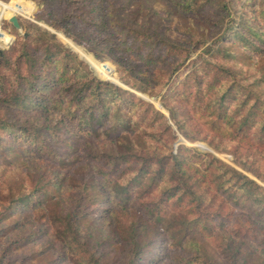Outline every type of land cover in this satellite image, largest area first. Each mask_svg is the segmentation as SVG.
I'll return each instance as SVG.
<instances>
[{
	"label": "trees",
	"instance_id": "obj_1",
	"mask_svg": "<svg viewBox=\"0 0 264 264\" xmlns=\"http://www.w3.org/2000/svg\"><path fill=\"white\" fill-rule=\"evenodd\" d=\"M36 1L43 12L48 11L45 18L41 17L42 11L37 13V19L44 20L75 39L74 31L70 27L71 15L67 13L59 15L56 10V7L59 8L57 0ZM237 1L204 0L212 6V9L198 14L206 24L216 28L218 35L213 45L230 32L225 42L237 45L250 60L264 59L262 4L264 0H246V7H250L246 8L250 16L242 19L237 27L227 26L219 29L225 18L230 15L229 11L237 7ZM66 2L67 5H71L77 1L66 0ZM78 2L87 4L89 11L97 12L99 29L106 26L107 15L112 17L114 25H123L127 37L124 41L115 43L112 49L113 56L131 73L132 82L127 81V84L152 96H156L163 87L177 77L180 68L190 59L192 51L205 42L194 37L184 41L173 40L163 33L131 21L121 24L116 13L105 14L102 0H78ZM169 2L191 11L196 10L194 5L198 4V0H169ZM19 26L23 34H18L17 30L13 29L17 34L15 42L9 49L0 51V107L17 110L36 109L41 112L42 121L38 125H31L22 119L8 121L0 117V160L9 157L11 152V145L2 137L4 132L11 137L31 139L37 152L47 154L48 146L45 141L50 137L57 139L55 144L61 142L68 146L70 138L79 134L86 136L104 134L116 129L110 142L113 150L122 152V140L127 138L123 134L132 132V128L130 126H124L123 129L116 128L113 119H119L123 114H129V119L136 117L138 124L146 130H152L156 125L160 126L161 138L167 146L166 132L173 136L169 121L173 122L185 137L192 132L199 135L203 127L202 123L189 125L180 115V112L185 110L180 104L194 105L192 101H197L198 116L210 120L208 123L211 126L216 127L219 123L216 128L223 127L234 141L236 151L233 153V162L264 183V72L255 73L252 68L238 72L239 67H228V64L232 63V57L224 51L223 45H218L215 49L212 46L207 47L205 55L198 57L203 60L202 64L194 67L172 89L168 95L174 97L173 107L166 102L165 97L163 107L168 113L166 116L152 103L138 98L131 91L95 77L86 64H83L78 56L66 48L53 33L41 30L33 23H28L26 27L19 23ZM126 28L142 35L143 40L140 41L139 46L147 47L145 53L134 48L138 39ZM127 51L132 55H126ZM134 57L143 64L136 66L133 63L127 67ZM153 69H155L153 73L145 72ZM96 72L98 73L97 70ZM98 75L103 76L100 73ZM257 86L260 87V91L254 90ZM62 132L69 136L61 137ZM250 132L259 145H253L251 146L253 149H247L241 154L240 141L248 137ZM134 137V135L128 137L131 149L134 151L124 152L123 156L127 155L131 163L135 162L140 166L135 175L131 179L128 178L123 189H119L118 179L109 181L104 188L101 187L99 200L93 207L100 225L97 235L90 233L82 235L79 224L83 216L90 214L91 209H87L90 203L86 198L81 201V197L77 199L67 197V200L65 197L69 191L71 175L62 176L53 166L48 175L46 170L41 171L40 167L33 163L32 170L31 167L28 169L34 171L37 176L32 191L24 192L21 188L18 193H12L8 203L0 205L3 208L0 215L4 211L19 208L24 201L29 203L37 192L46 196L48 189H56L60 191L59 203L64 205L65 209L59 212L52 211L48 200L43 206L46 211L51 210L45 226V233L49 236L46 247L49 251L59 247L61 250L59 260L62 263L67 261L69 264H99L101 257L106 254V248L98 251L99 247H103L109 237L116 242L123 241L124 233L127 234V259L124 264L140 261L143 256L148 255L150 249L147 251V247L152 246L151 241H145L151 227L162 230L165 240H170V246L183 249L184 264H215L201 252L198 243L189 239L186 234L184 238L178 240L173 216L170 219L168 214L163 215L162 207L157 202L162 200L161 202L168 201L172 207L182 206L180 212L188 218L186 224L190 225L192 231L198 230L201 237L202 231L208 229L209 216H211V213L204 215L205 200L199 193L201 188L207 185L215 190L214 197H220L233 208L248 214V221L245 222L253 225L251 237L255 240L250 242L245 241L242 236L245 231L236 222L227 230H220V234H216V237H221L222 240L219 247L229 252L234 261H240L239 257L251 254L256 255L264 264V186L213 157L202 170L189 166L180 156V151L157 159L154 155L139 151L133 143ZM211 140L215 142V138ZM210 165H215L216 168H210ZM189 167L194 168L193 173L188 171ZM139 176L145 177L146 183L152 184L159 192L157 198L152 201L155 206L145 205V211L154 220L152 226L147 224L145 218L135 219L133 215L129 216L125 213L129 207L126 203L130 200L127 197L128 183ZM54 197L55 195H51L50 199L53 200ZM211 207L214 208L215 204L210 205ZM120 214L127 219L123 221ZM214 220L221 223L220 219ZM199 226L202 229L198 228ZM245 244L249 249L244 252Z\"/></svg>",
	"mask_w": 264,
	"mask_h": 264
},
{
	"label": "rangeland",
	"instance_id": "obj_2",
	"mask_svg": "<svg viewBox=\"0 0 264 264\" xmlns=\"http://www.w3.org/2000/svg\"><path fill=\"white\" fill-rule=\"evenodd\" d=\"M76 1L71 5H67L66 0H57L59 8L56 7L59 15L62 13L71 15L70 27L75 35V39H73L44 20L37 19V13L42 10L37 5L36 0H0L1 3L8 6L16 5L30 12L29 14H25L18 11H10L0 18V51L9 49L15 42L17 34L13 29L17 30L18 34H23L22 29H16L9 22L11 16H15L17 21L24 27L28 23H33L41 30L53 33L66 48L78 56L83 64H86L95 77L131 91L138 98L152 103L166 116L168 113L163 107L165 97L167 98L166 102L173 107L175 104L173 101L174 97L171 98L172 95L168 94L194 67L202 64L203 60L198 57L205 55L207 47L212 46L215 49L218 45H223L224 51L232 57V63L228 64V67H239L238 72L250 68L255 73L257 71L264 72V59L258 61L250 60L237 45L225 42L228 40L230 32L225 34L223 39L221 37L213 45L218 35L216 28L210 26L208 23L206 24L201 15L198 14L212 9V6L209 3H205L204 0H198V4L194 5L196 10L192 11L179 5H173L169 0H102L105 14L116 13L119 16L121 24L131 21L149 27V29L158 33H163L177 41H184L192 37L205 41L203 45L192 51L190 59L180 68L177 77L163 87L156 96L136 90L127 84V81L132 82V76L128 68L115 60L113 56L114 51H112L116 42L124 41L127 37L125 30L122 28L123 25H114L112 17L107 15L106 26L103 29H99L97 12L89 11L87 4L83 5L78 0ZM245 1H237V7L229 11L230 15L225 18L219 29L227 26L237 27L242 19L250 16L249 10L246 9L250 7H246ZM262 4L264 6V2ZM47 12L42 11L40 13L41 17L45 18ZM129 32L133 37L138 39V43L134 45V48L145 53L148 50L147 47L139 46L140 41L143 40L142 35L137 33V31L129 30ZM125 54L132 55L128 51ZM124 55L122 56L125 57ZM136 61L135 57L132 58L131 63L127 67H130L133 63L136 66L143 64L142 61ZM94 68L105 77L98 75ZM155 69L145 70V72L153 73ZM254 90L260 91V87L257 86ZM192 103L194 105L180 104V107L185 109L180 112V115L189 125L202 123L203 127L200 133H198L200 136L192 132L188 137H185L174 123L169 121L168 124L173 131V136L166 132L165 139L168 142L167 146L161 138L160 126L156 125L154 129L146 130L142 125L138 124L136 117L129 119V114H123L121 118L113 119V124L116 128L123 129L122 127L124 126L132 128V132H124L126 134H123L127 138L122 140V152L113 150L110 142L116 129L115 131L109 130L104 134H92L89 136L79 134L70 138L68 146L63 145L64 143L62 144L61 142L60 144H55L57 139L50 137L45 141L48 149H50L49 152L47 149V154L37 152L31 139L16 136L11 137L7 132H4L2 137L5 142L11 145V152L9 157L0 160V205L8 203L12 197V193H18L21 188L24 192L32 191L37 181L34 171H31L33 163L40 167L41 171L46 170L48 175L51 166H53L61 172L62 176L71 175L69 191L66 197L65 192H63L64 197L66 199L67 197L70 199L81 197V201L86 198L90 203L89 208H87L91 209L90 214L83 216L79 224L82 235L85 233L97 235L100 225L99 219L95 217L96 213L93 207L99 200L101 187L104 188L109 181L113 182L118 179L119 189H123V185L128 182V178L131 179L140 166L135 162L134 164L131 163L132 161L127 155L123 156L124 152L132 153L134 151L131 149V142L128 140V137L132 135L135 136L133 143L139 151L154 155L157 159L169 153L176 154L180 151V156L189 166L202 170L205 169L213 157L238 169L264 186V183L251 172L239 168L233 162V153L236 151V145L228 135V131L223 127L217 129L216 127L220 125L219 123L216 127L211 126L208 123L210 120L198 116L196 113L199 109L197 101H192ZM122 112L124 113L125 111ZM0 117L8 121L22 119L31 125H38L42 121L41 112L36 111V109L17 110L0 107ZM61 134V137H65L64 135L69 136L65 132ZM211 138H215V142ZM240 142L242 144L240 148L241 154L247 151V149H253L251 146L259 145L258 141L253 139L252 132ZM30 167L31 170L28 171ZM194 168L189 167L188 171L193 173ZM210 168H216V166L210 165ZM37 193L34 194L29 203L24 201L19 208L4 211L0 215V264H69L67 261L60 262L59 255L61 250L59 247L50 251L46 247L49 236L45 233V226L49 211L51 210L46 211L43 206L48 200L51 203L49 207L52 211L59 212L64 210L65 206L59 203L60 191L48 189L46 196L40 192L38 195ZM158 193L156 187L146 183L145 177L139 176L136 180L132 179L127 187V197L130 200L126 203L129 207L125 213H128L129 216L133 215L135 219L145 218L147 224L152 226L154 220L145 211V205L151 206L153 204L155 206L152 201L155 197L157 198ZM199 193L204 196L205 200L204 206L206 209L203 210L204 215L207 216L211 213L208 229L202 231L201 237L198 230L192 231L190 225L186 224L188 218L180 212L182 206L172 207L168 204V201L161 202L162 200H157L160 203V207H162V214H168L170 219L173 216L172 219H174L173 222L178 240L182 237L184 238L186 234L189 239H193V241L198 243L201 252L208 256L210 261L215 264H263L256 255L251 254L239 257L240 261H234L229 252L219 247L222 244L221 237H216V234H220V230L225 231L236 222L245 231L242 235L245 241L250 242L255 240L251 237L253 225H248L245 222L248 221L249 215L242 213L238 208H233L229 203L222 201L220 197H214L215 190L210 189L207 185H204ZM51 195H55V199L51 200ZM57 203L58 205L55 206ZM213 204H215V207L210 208V205L212 206ZM2 210L3 208L0 206V212ZM121 217L123 221L127 219L126 216L121 215ZM214 219H220L221 223ZM54 228L56 229L55 226ZM198 228L202 229L201 226ZM119 232H121V229H119ZM146 235L145 241L149 240L152 242V246L150 248L147 247V251L149 249L150 251L140 261L135 260L132 264H168L169 262L171 264H184V260L182 259L185 256L183 249H178L177 246H170V240H165L162 230L150 227ZM126 239V233L123 234V241L121 242H116L109 237V240L104 242V246H100L98 249L99 251L106 248V254L101 257L99 264H124L127 259ZM243 249L244 252L248 251V245L245 244Z\"/></svg>",
	"mask_w": 264,
	"mask_h": 264
},
{
	"label": "bare ground",
	"instance_id": "obj_3",
	"mask_svg": "<svg viewBox=\"0 0 264 264\" xmlns=\"http://www.w3.org/2000/svg\"><path fill=\"white\" fill-rule=\"evenodd\" d=\"M10 11L11 12L18 11V12H22V13H25V14H29L30 13L29 11H27L26 9H23L22 7H18L16 5L8 6V5L3 4V3L0 2V18L3 17L5 14H8ZM0 35H1V32H0Z\"/></svg>",
	"mask_w": 264,
	"mask_h": 264
},
{
	"label": "water",
	"instance_id": "obj_4",
	"mask_svg": "<svg viewBox=\"0 0 264 264\" xmlns=\"http://www.w3.org/2000/svg\"><path fill=\"white\" fill-rule=\"evenodd\" d=\"M9 22H11V24H12L16 29H18V30L21 29L20 26H19V23H18V21H17V18H16L15 16H11V17L9 18Z\"/></svg>",
	"mask_w": 264,
	"mask_h": 264
}]
</instances>
